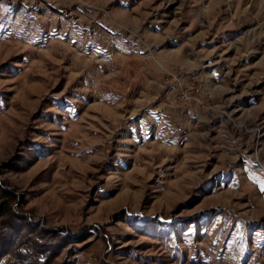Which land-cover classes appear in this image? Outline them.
Listing matches in <instances>:
<instances>
[{
    "label": "rangeland",
    "instance_id": "374dc122",
    "mask_svg": "<svg viewBox=\"0 0 264 264\" xmlns=\"http://www.w3.org/2000/svg\"><path fill=\"white\" fill-rule=\"evenodd\" d=\"M0 188V264H264V0H0Z\"/></svg>",
    "mask_w": 264,
    "mask_h": 264
},
{
    "label": "trees",
    "instance_id": "16d2710c",
    "mask_svg": "<svg viewBox=\"0 0 264 264\" xmlns=\"http://www.w3.org/2000/svg\"><path fill=\"white\" fill-rule=\"evenodd\" d=\"M2 188H0V196L2 195ZM6 197V196H5ZM11 215V208L9 207V203L6 202L4 203V205L2 206L1 210H0V217H6ZM19 230V229H17Z\"/></svg>",
    "mask_w": 264,
    "mask_h": 264
}]
</instances>
